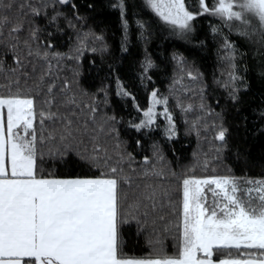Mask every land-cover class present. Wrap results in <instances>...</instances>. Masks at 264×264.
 <instances>
[{"label":"snow or ice","instance_id":"snow-or-ice-1","mask_svg":"<svg viewBox=\"0 0 264 264\" xmlns=\"http://www.w3.org/2000/svg\"><path fill=\"white\" fill-rule=\"evenodd\" d=\"M145 5L184 39L195 31L196 18L207 14L264 49V0H145ZM111 7L119 10L127 41V0ZM87 19L78 0H0V264H264V176L236 175L231 168L209 171L207 156L174 168L157 140L152 155L138 162L120 125L141 133L137 146L160 127L170 142L179 129L169 95L153 86L142 106L116 74L115 94L130 98L142 115L125 119L109 111L111 85L102 82L92 92L80 82L84 51L107 48L102 35L84 30ZM146 23L136 20L147 42ZM68 30L75 42L62 51L58 37L71 40ZM211 32L223 36L232 69L224 86H231L229 96L238 103L239 88L247 85L237 84L242 78L236 42L220 25H211ZM173 59L183 70V56L174 53ZM62 66L71 68V77L62 74ZM156 67L145 48L140 79L146 89ZM183 71L193 81L202 75ZM175 106L183 113L193 109L178 95ZM198 107L215 117L218 157L228 147L223 110L207 103L203 88ZM201 126L207 129L208 121L197 117L185 131L199 138ZM133 224L148 246L139 254L126 244V227Z\"/></svg>","mask_w":264,"mask_h":264},{"label":"trees","instance_id":"trees-1","mask_svg":"<svg viewBox=\"0 0 264 264\" xmlns=\"http://www.w3.org/2000/svg\"><path fill=\"white\" fill-rule=\"evenodd\" d=\"M116 2L117 0H78L81 12L88 17L84 30L91 28L95 33L102 35L103 43L107 45L103 52L84 51L80 82L92 92H96L102 86V82L110 84L108 110H115L125 119L129 115L136 117L142 114L135 110L130 98H121L115 94L114 75L118 74L136 93L137 100L142 106L146 105L149 91L153 86L169 95V107L175 114L179 129V135L170 142L163 137V129L160 127L149 133L151 139L143 137L142 145L137 146L134 139L141 138V133L127 128L123 122L120 125L121 135L128 142L129 150L136 152L138 162L142 155H152L151 143L152 140H157L167 161L174 168L191 165L197 159L203 162L207 156L209 171L214 168L223 173L231 168L236 175L264 176V128L261 127L264 124V57L261 55L264 49H260L258 44L246 40L235 31L229 32L219 18L207 14L196 18L195 31L189 34L188 39H184L173 34L171 27L145 5V0H127L129 29L128 39L125 41L119 10L111 7ZM89 4L93 7L89 8ZM137 19L147 22L145 32L147 42L140 35ZM213 24L220 25L223 35L236 42L238 50L236 71L242 78L237 84L247 85L240 86L238 94L241 99L238 103L232 101L229 96L231 86H224L229 79L228 72L232 69L224 58L223 36L221 34L214 36L211 32ZM68 31L72 36L71 40L67 36L58 37L62 51H66L68 46L75 42V34L72 30ZM92 43L99 48L101 41L96 40ZM122 45H125L127 51L122 50ZM145 48L158 65L152 70L153 80L146 82L147 89L140 79ZM174 53L183 56V70H198L202 75L193 81L185 74L177 60L173 59ZM62 74L71 77V68L63 67ZM173 81L176 83L173 84ZM170 85L173 86L171 89ZM202 88L207 103L211 104L216 112L223 110L224 123L229 129L228 147L218 157L214 145H218L219 141L213 136L211 124L215 117L212 114L204 116L198 107ZM170 93L178 95L185 104L192 103L193 109L187 113L181 112V109L175 106L176 95ZM100 96L102 98L103 94L100 93ZM197 117L208 121L209 124L207 129L201 126L199 138L195 131H185ZM158 123L162 126L165 121L158 119ZM193 153H197V156ZM201 169L202 164H198L197 171L200 172ZM125 237L127 248L134 253L139 254L148 247L144 234H136L134 224L126 227ZM170 242L171 237L165 241Z\"/></svg>","mask_w":264,"mask_h":264},{"label":"rangeland","instance_id":"rangeland-1","mask_svg":"<svg viewBox=\"0 0 264 264\" xmlns=\"http://www.w3.org/2000/svg\"><path fill=\"white\" fill-rule=\"evenodd\" d=\"M236 23H238V22H236ZM158 119H162V120H164L163 116L158 117ZM164 121H165V120H164ZM165 123H166V121H165Z\"/></svg>","mask_w":264,"mask_h":264}]
</instances>
